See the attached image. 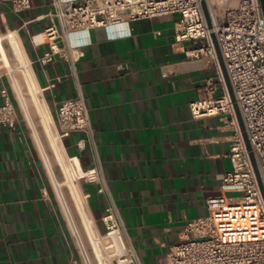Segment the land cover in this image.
<instances>
[{
	"label": "crops",
	"instance_id": "obj_1",
	"mask_svg": "<svg viewBox=\"0 0 264 264\" xmlns=\"http://www.w3.org/2000/svg\"><path fill=\"white\" fill-rule=\"evenodd\" d=\"M52 1L30 0L28 10L15 13L0 0V36L19 37L54 119L64 101L82 93L108 190L140 264H167L187 223L207 216V200L225 192L221 175L232 171L230 115L194 119L189 108L207 80L219 85L222 72L212 61L188 57L182 48L189 43L176 46L179 15L74 32L71 44L83 52L74 67L59 56L43 66L48 46L37 35L51 23ZM3 69L0 91L7 90L16 122L13 128L0 123V264H85L67 214L88 245L85 231L106 232L107 198L98 185L79 184L90 235L71 192L70 213L62 205L57 184L64 183L45 162ZM223 95L219 86L214 98ZM6 98L0 95V106ZM85 139L73 133L62 142L88 170L97 161Z\"/></svg>",
	"mask_w": 264,
	"mask_h": 264
},
{
	"label": "built area",
	"instance_id": "obj_2",
	"mask_svg": "<svg viewBox=\"0 0 264 264\" xmlns=\"http://www.w3.org/2000/svg\"><path fill=\"white\" fill-rule=\"evenodd\" d=\"M6 1L15 13L30 8V0ZM205 1L210 25L201 0H53V12L48 15L51 23L44 33L37 35L42 37L40 43L48 46L39 63L47 65L59 56L74 67L83 56V52L71 44L74 32L179 15L180 21L175 26L176 46L189 43L190 48H182L188 57L212 61L221 73L213 36L216 38L264 188V16L260 0H241L236 9L225 11L222 21L210 0ZM219 86L224 95L215 99ZM6 94L3 88L0 95L6 98ZM189 108L194 119L230 115L229 124L234 134L227 157L232 162V171L221 175L225 192L207 200V216L187 223L184 238L173 245L167 255V264H264V198L222 73L219 85L212 80L205 82L201 99L191 103ZM15 122L16 108L6 98L0 106V123L13 128ZM54 122L61 141L73 133L85 134L84 141L90 143L97 165L76 172L74 160L77 158L67 155L68 163L72 171L79 174V184L84 181L98 185V193L105 195L108 201L102 218L106 232L102 235L95 232L90 237L85 231L89 248L66 213L84 263L93 264L98 249L105 264H140L108 190L82 93L61 104ZM84 141L77 143L80 150L84 149ZM227 192L242 196L232 198ZM84 196L89 199V195ZM97 263L100 264L98 260Z\"/></svg>",
	"mask_w": 264,
	"mask_h": 264
},
{
	"label": "bare ground",
	"instance_id": "obj_3",
	"mask_svg": "<svg viewBox=\"0 0 264 264\" xmlns=\"http://www.w3.org/2000/svg\"><path fill=\"white\" fill-rule=\"evenodd\" d=\"M211 5L212 2L210 1ZM41 38H38L40 40ZM5 42H7L16 57L17 62L21 64V69L23 73V79L24 82H20V80L17 79V77L14 75V72L12 70V64L11 60L8 54V51L5 47ZM0 65L4 69L12 72V84L13 89L15 91V94L17 95V100L19 104L21 105L25 118L28 122V124L33 129V134L40 146L41 153L43 154V157L45 159V162L50 167V169L53 168L52 161L49 157V155L46 152V149L42 145V139L39 131V127L41 126L46 133L48 139L50 148H52L53 153L55 154V157L57 161L63 166L65 174L68 176V187L71 191L72 198L76 204V207L82 216V219L86 225V229L88 230L89 234L91 235V229L90 224L91 221L87 218L86 212H85V206L86 202H83V199L81 197V192L79 188V182L77 181L78 173L77 175L72 171L70 165L67 166L68 170L66 169V166L64 164V158H67V154L63 145V142L54 136V130H55V122L53 119V115L43 97L42 90L40 86L38 85L37 79L35 77L32 65L30 60L27 58L25 51L23 49V46L20 42L19 37L14 33H9L5 37L0 36ZM40 93V94H39ZM34 109L36 112V116L38 117V120L36 122V117H34ZM40 125V126H39ZM54 157V158H55ZM68 161V160H67ZM75 164V171L77 172V169H81V165L78 159L74 160ZM65 186L64 184H57V188L59 190V197L63 203V205L66 207L68 211V203L66 201L65 195L62 193L61 188ZM61 190V191H60ZM69 212V211H68ZM70 213V212H69ZM70 217V216H69ZM71 222H73L72 218L70 217ZM75 226V225H74ZM76 228V227H75ZM77 229V228H76ZM78 231V230H77ZM80 234V233H79ZM92 237V235L90 236ZM82 239V238H81ZM84 243V241H83ZM95 260L100 262V264H105L102 258V254L100 253V250L96 249V257ZM93 263V260H92ZM98 264V263H97ZM108 264V263H106Z\"/></svg>",
	"mask_w": 264,
	"mask_h": 264
},
{
	"label": "rangeland",
	"instance_id": "obj_4",
	"mask_svg": "<svg viewBox=\"0 0 264 264\" xmlns=\"http://www.w3.org/2000/svg\"><path fill=\"white\" fill-rule=\"evenodd\" d=\"M210 1L213 4L212 6L214 8L215 13L219 17V20L222 21L223 18H224L225 11L228 10V9H231V10L232 9H236L239 6L241 0H210ZM5 43H6L5 44V47H6L7 51H8V54H9V57H10V60H11L12 70L14 72V75L22 83V82H24V79H23L24 77H23V73H22V69H21L22 66H21V64H19V62H17L16 57L14 56V54H13V52H12L9 44L7 42H5ZM2 71H4V73H6L8 75L9 79L11 80V84H12V74L13 73L10 72V71H8V70H6V69H3ZM12 86H13V84H12ZM19 105L20 104H18V107H19ZM20 107H21V105H20ZM21 109H22V107H21ZM21 109L19 108L20 111H21ZM22 111H23V109H22ZM22 111H21V115L24 118L25 115H23L24 112L22 113ZM34 117H36L35 119H36V122H37L38 117L36 116L35 109H34ZM53 119H54V117H53ZM26 123H27V121H26ZM27 125H28L29 128L31 127L28 123H27ZM31 129L32 128H30V130ZM32 131H33V129L31 130V132ZM39 131H40V135H41V139H42L41 140L42 141V145L46 149V152H47V154L49 155V157H50V159L52 161L53 170L55 171V174H56L57 178L60 180V182H63L65 184V187L64 188L67 189V191H68L66 193L67 196L65 195L66 201L68 199L69 200V203L68 204H70V206H73V202H72V200L70 198L72 194L69 196V193L71 191H70V189L68 187V181H69L68 176L65 174L64 169H63V166L57 161V159L55 157V154L53 153L52 148H50L49 139H48L46 133L44 132V130H43V128L41 126L39 127ZM54 136L58 139V137H57L58 135L56 133V129L54 130ZM64 164H65V166L66 165L69 166V163L67 161V158L66 159L64 158ZM67 166H66V169L68 170V167ZM228 196L229 197H232V198H239V197L242 196V194H240V193H235V194L232 193V194H230ZM81 197L83 198V195L82 194H81ZM83 202H84V199H83ZM76 225L78 226L77 223H76ZM78 228H79V226H78ZM79 230H80V228H79ZM84 243L86 244V241L85 240H84ZM86 246H87V248H89L87 244H86Z\"/></svg>",
	"mask_w": 264,
	"mask_h": 264
},
{
	"label": "water",
	"instance_id": "obj_5",
	"mask_svg": "<svg viewBox=\"0 0 264 264\" xmlns=\"http://www.w3.org/2000/svg\"><path fill=\"white\" fill-rule=\"evenodd\" d=\"M201 4H202V8H203L205 17L207 19V22L210 25L211 24V20H210V15H209L207 3H206L205 0H201ZM260 4H261L263 16H264V0H260ZM213 40H214V45H215V49H216V52H217V57H218V60H219V64H220V67H221V72H222V75H223V78H224V81H225V84H226L230 99H231V101L233 103V107H234V110H235V113H236L237 121H238V124H239V126L241 128V131L243 133L247 149L250 152V156H251V159H252V162H253V165H254V168H255V172H256V175L258 177L259 185H260V188H261V191H262V194H263V198H264V188H263V184H262V181H261V178H260V175H259V171H258V168H257V163H256L255 157H254V155H253V153L251 151V146L249 144V141H248V138H247V135H246V132H245V128H244V125H243L242 117H241L240 111L238 109V106L236 104L235 97H234V94H233V90H232V87H231V83H230V80H229V77H228V74H227V70H226V67H225V64H224V60H223V57L221 55V52H220V49H219V46L217 44L215 36H213Z\"/></svg>",
	"mask_w": 264,
	"mask_h": 264
}]
</instances>
